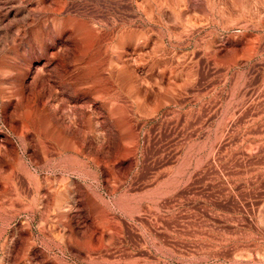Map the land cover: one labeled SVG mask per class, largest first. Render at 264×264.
<instances>
[{
	"label": "rangeland",
	"instance_id": "1",
	"mask_svg": "<svg viewBox=\"0 0 264 264\" xmlns=\"http://www.w3.org/2000/svg\"><path fill=\"white\" fill-rule=\"evenodd\" d=\"M0 264H264V0H0Z\"/></svg>",
	"mask_w": 264,
	"mask_h": 264
}]
</instances>
